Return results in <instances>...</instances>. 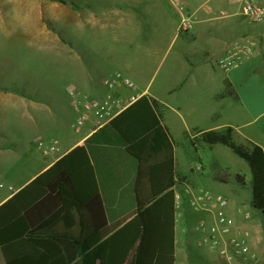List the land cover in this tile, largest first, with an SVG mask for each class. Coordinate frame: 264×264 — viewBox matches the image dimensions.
<instances>
[{
    "label": "crops",
    "instance_id": "1",
    "mask_svg": "<svg viewBox=\"0 0 264 264\" xmlns=\"http://www.w3.org/2000/svg\"><path fill=\"white\" fill-rule=\"evenodd\" d=\"M260 2L264 4V0ZM47 4L52 16L47 19L43 14V21L54 25V29L61 28L53 32L70 31L72 45L88 46L86 65L90 74L73 82L65 80L58 87L60 99L68 101L73 115L65 125L57 122L55 133L46 136V142H40L57 141L61 152L44 154L37 145L34 151H27V164L21 163L20 168L10 173L0 162V207L67 156L70 167L65 166V175L70 191L80 204H89L97 199L98 193L101 205L135 209L129 195L132 171L115 164L117 154L101 152L103 135L91 141L93 158L89 154L86 140L102 127L96 129L93 118L78 130L70 127L77 113L71 106L67 88L71 86L80 95L99 99L107 92L101 81L120 72L135 84L148 103L136 105L128 115L117 120L115 127L133 143L155 130L158 114L150 104L153 101L162 114L160 125L168 131L173 147L172 158L155 164L150 173L153 196L164 200L158 253L173 255L175 264H187L189 248L181 242L175 194L195 187L223 196L227 201L226 216L233 219L238 233H246L249 242L254 243L259 238L260 218L252 214L257 211L251 205L249 166L226 146H208L201 142L193 146L191 141L209 132L221 133L231 128L235 145L246 151L257 146L264 152V22L253 23L243 17L232 0H75L68 3L52 0ZM185 17L192 21V29L179 33L178 24ZM122 92L129 94L127 90ZM42 102L12 89L0 88V156L15 150L4 145L6 135L2 127L9 120V114L13 110L20 112L17 119L25 123L26 108ZM22 108L24 113L20 111ZM149 144L155 147L158 143L150 140ZM245 170L250 172V177L241 186L235 182V175L242 177ZM58 172L30 189V196L39 194L43 198L47 185L55 180ZM224 174L228 176L226 183L214 179L215 175ZM245 189L251 192L248 199L244 196ZM56 192L55 189L52 195ZM53 196L41 206L30 205L38 207L30 215L28 230L34 236L59 241L60 249L69 251L72 244L68 237L78 236L83 220L69 208L63 216L58 215L61 207ZM247 202L253 211L248 209ZM68 203L71 205L70 199ZM95 209L96 206L93 219L100 225ZM260 217L263 216L260 214ZM119 218L113 215L109 223ZM206 218L209 224L210 215L206 214ZM206 232H198L199 238L205 237ZM48 235L55 238L49 239ZM130 260L131 254L127 264ZM3 263L0 255V264Z\"/></svg>",
    "mask_w": 264,
    "mask_h": 264
},
{
    "label": "trees",
    "instance_id": "2",
    "mask_svg": "<svg viewBox=\"0 0 264 264\" xmlns=\"http://www.w3.org/2000/svg\"><path fill=\"white\" fill-rule=\"evenodd\" d=\"M145 103L148 102L144 96L86 140L89 154L93 158L91 141L103 135L104 148L101 152L115 156L117 154L118 157L114 158L115 164L124 165L125 169L132 171L133 183L129 195L134 201L135 209L101 205L98 193L97 199L89 204H80L70 191V185L68 186L69 180L65 175L67 171L65 166L70 167V161L67 156H64L51 170H47L0 207V255L4 261L3 264H127L130 254L131 260L128 264H175L173 255H161L157 250L164 200L162 197L153 196L150 179L152 167L160 161L171 159L174 155L168 131L160 125L162 114L159 113L157 104L151 101V106L157 110L158 114L156 128L148 134L145 133L146 136L134 143L126 140L123 132L115 127L117 120L128 115L136 105ZM232 138L233 129L227 128L221 133L209 132L196 137L191 143L193 146H196L198 142L208 146L217 144L226 146L249 166L251 205L264 217V152L257 146L246 151L235 145ZM150 140H157L158 144L152 147L149 144ZM119 146L122 150H117ZM56 171H59V174L47 185V193L43 198H39V194L30 196V189L35 188L41 180ZM214 179L219 183H226L228 176L215 175ZM235 179L241 186L245 185L242 177L235 175ZM55 189L57 192L53 196ZM52 196L59 201L58 205L61 207L58 215L63 216V212L69 208L74 210L79 220H83V223L80 222L82 228L79 229L81 232L78 236L68 237L71 240L69 243L72 244L69 251L61 250L57 244L59 241L44 239L41 235L34 236L28 230L30 215ZM69 199L72 202L71 205L68 203ZM33 203L38 206L31 208L30 205ZM95 206L97 208L95 216L99 214L100 225L93 219ZM113 215L120 218L109 223ZM48 223L51 224L52 221ZM48 237L52 239L54 236L48 235Z\"/></svg>",
    "mask_w": 264,
    "mask_h": 264
},
{
    "label": "rangeland",
    "instance_id": "3",
    "mask_svg": "<svg viewBox=\"0 0 264 264\" xmlns=\"http://www.w3.org/2000/svg\"><path fill=\"white\" fill-rule=\"evenodd\" d=\"M48 1L52 0H0V88L27 94L37 101L43 100L38 105L26 108L25 123L17 119L16 115L20 112L14 110L8 113L9 120L3 123L5 126L2 129L6 135L3 138L4 145L15 149L12 154L0 156L7 173L13 169L16 171L23 162L27 164V151H34L40 141L46 142V136L55 133L57 122L65 125L72 117L68 101L59 97L60 83L65 80L73 82L78 77L90 74L86 65L88 46L81 44L77 48L72 45V32L54 33V25L43 21V14L47 19L52 16ZM55 1L68 3L75 0ZM54 30L59 31L61 28ZM20 111L24 113L23 108ZM56 115L60 117L56 118ZM184 150L187 152L188 148ZM191 150L194 151V148L191 147ZM242 174V178L248 182L250 172L245 170ZM245 191V199L250 198L251 192ZM246 206L253 211L248 202ZM178 208L181 242L187 243L189 248L186 253L189 259L187 264H222L217 252L203 246L202 238H199V233L208 228L206 213L189 207L187 201ZM252 214L260 218V232L254 243L252 240L249 242L250 254L253 256L249 264H260L262 261L264 264V217H260L257 212ZM200 221H204L205 225L200 226Z\"/></svg>",
    "mask_w": 264,
    "mask_h": 264
},
{
    "label": "built area",
    "instance_id": "4",
    "mask_svg": "<svg viewBox=\"0 0 264 264\" xmlns=\"http://www.w3.org/2000/svg\"><path fill=\"white\" fill-rule=\"evenodd\" d=\"M232 2L238 6L240 13L246 19L253 23L264 22V4H261L260 0H232ZM192 24L189 18H183L178 24V32H189L192 29ZM218 63L223 62L219 61ZM101 83L107 92L104 97L99 99L80 95L71 86L67 88L72 99L71 106L77 113L70 126L72 130H78L91 118L95 120L96 129H99L111 123L143 97L135 84L120 72L104 78ZM123 90H127L129 94H125L122 92ZM38 146L44 154L61 152L57 141L40 142ZM8 189L12 190V187ZM184 200L187 201L189 207L203 211L211 217L206 236L202 238L203 246L217 252L226 264H249L253 256L250 254L248 235L238 233L233 219L226 216L227 201L223 196L210 190L187 188L183 192L175 194L177 209ZM204 225L205 222L200 224V226Z\"/></svg>",
    "mask_w": 264,
    "mask_h": 264
}]
</instances>
